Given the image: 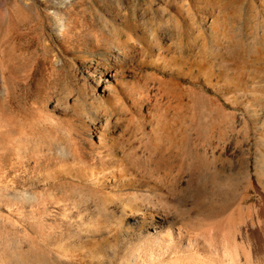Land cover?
<instances>
[{
    "label": "rangeland",
    "instance_id": "1",
    "mask_svg": "<svg viewBox=\"0 0 264 264\" xmlns=\"http://www.w3.org/2000/svg\"><path fill=\"white\" fill-rule=\"evenodd\" d=\"M263 208L264 0H0V264H264Z\"/></svg>",
    "mask_w": 264,
    "mask_h": 264
},
{
    "label": "bare ground",
    "instance_id": "2",
    "mask_svg": "<svg viewBox=\"0 0 264 264\" xmlns=\"http://www.w3.org/2000/svg\"><path fill=\"white\" fill-rule=\"evenodd\" d=\"M264 209V208H263ZM262 212H264V211H262ZM263 215V214H262ZM264 226V225H263ZM263 230V229H262ZM264 237V236H263Z\"/></svg>",
    "mask_w": 264,
    "mask_h": 264
}]
</instances>
